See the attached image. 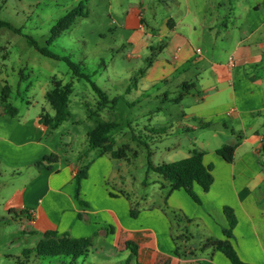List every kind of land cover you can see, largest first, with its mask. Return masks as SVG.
Listing matches in <instances>:
<instances>
[{"label": "crops", "instance_id": "0c3cea01", "mask_svg": "<svg viewBox=\"0 0 264 264\" xmlns=\"http://www.w3.org/2000/svg\"><path fill=\"white\" fill-rule=\"evenodd\" d=\"M237 1L236 5L231 4L234 11L216 19L209 18L211 7L205 0H185V14L167 17L157 34L167 41L163 38L161 45L151 46L155 52L151 65L163 70L164 76L173 75L187 63L193 66V76L179 78L177 85L185 91L175 98L179 105L186 97L192 102L175 120L193 131V149H203V163L212 167L214 181L210 189L205 191L199 184L194 185L201 204L183 188L170 190L162 176L156 181L158 189L142 197L143 205L137 203L138 216L131 217L130 202L120 191L125 189L117 183L114 188L111 180L117 158L105 153L96 155L87 178L82 180L80 199L89 206L82 205L76 198L75 174L83 157L78 152L75 157L69 151L71 148L62 151L54 144V135L64 123L55 130L41 123L43 111L54 115L48 106H43L41 112L27 108L24 113L16 107V115L6 114L2 88L0 221L19 222L25 234L33 238L34 246L48 230L72 237L93 236L94 240L97 232L106 228L105 233L101 231L102 238L117 248L118 242L124 244L119 249L127 259L131 251L126 242L136 244L137 255L129 263L231 264L222 251L200 250L210 238L227 239L224 229L229 223L224 206L228 205L238 219L231 243L242 260L264 264L263 0ZM177 3L178 7L182 5ZM222 25L224 31L220 30ZM181 30H187V34ZM237 32L231 42L220 44ZM192 35L198 42L192 40ZM48 90L45 89L44 96ZM163 94L168 101L169 91L164 89ZM170 125V121H161L159 127ZM225 144H237L233 163L216 152ZM64 147L68 148L67 143ZM180 147L182 143L173 145L175 149ZM193 149L187 150L185 156ZM51 154L58 156L56 161L35 164ZM69 260L57 261L64 264Z\"/></svg>", "mask_w": 264, "mask_h": 264}, {"label": "rangeland", "instance_id": "374dc122", "mask_svg": "<svg viewBox=\"0 0 264 264\" xmlns=\"http://www.w3.org/2000/svg\"><path fill=\"white\" fill-rule=\"evenodd\" d=\"M205 1L211 7L208 8L209 18L216 19L230 13L233 10L231 4L236 5L238 2ZM81 2L85 5L86 15L79 16L69 29L49 44L53 25ZM177 2H182V5L178 7ZM184 2L2 0L0 20L11 22L20 33L0 27V93L8 83L13 106L22 113L27 108L41 112L43 106L51 107L44 91L53 87V81L72 82L69 103L71 115L55 133L54 144L63 148L62 151L71 148L69 151L74 152L75 157L78 152L85 164L99 153L96 149L87 150L88 132L103 121L118 123L110 136L115 139L117 148H126L127 155L114 160L111 180L114 188L117 183L125 189L120 191L135 210H138L137 203L143 205V196L151 195L158 189L156 181L162 178V175L149 168V162L158 165L171 159L180 160L186 157L187 150L193 149V131L186 130L175 120L181 111H187L186 106L192 102L190 97H186L179 105L175 98L185 91L181 85H177L179 78L193 76V66L187 63L173 75L164 76L163 70L151 65L155 53L151 46L161 45L160 41L164 38H159L158 32L167 17L185 14ZM261 11L264 13V0ZM153 30L156 33H152ZM220 30H225L223 25ZM181 32L187 34V30ZM237 34H229V39L220 44H228ZM28 37L37 41L40 47H47L52 53L67 57L77 64L107 94L109 101L106 105L100 106L103 101L88 79L77 77L66 60H57L40 53L29 43ZM192 40L198 42L195 35H192ZM164 41H167L166 38ZM164 89L169 91L168 101L165 100ZM161 121H170L171 125L162 129L159 127ZM66 143L68 148L64 147ZM176 143H182L183 147L173 148ZM170 147L172 150L169 152ZM101 231L94 239L89 255L80 258L78 264H126L127 256L119 249L124 244L118 242L117 248L102 238ZM32 239L21 229L19 222L0 221V264H60L57 260L68 259L57 256L34 257L26 261L22 251L34 247ZM103 247L106 249L102 250ZM129 264H136V261Z\"/></svg>", "mask_w": 264, "mask_h": 264}, {"label": "trees", "instance_id": "16d2710c", "mask_svg": "<svg viewBox=\"0 0 264 264\" xmlns=\"http://www.w3.org/2000/svg\"><path fill=\"white\" fill-rule=\"evenodd\" d=\"M2 0H0V10L2 9ZM86 15L85 5L81 2L77 7L71 9L51 28V36L48 43H52L58 38L63 32L69 29L79 16ZM0 27H7L8 29L20 33V30L13 26L11 22L0 20ZM28 41L31 45L35 46L40 53L45 56L57 59L66 60L72 67L77 77H83L88 79L93 86V89L98 93L103 104L109 101V98L103 90H101L97 84H95L89 75L82 72V69L70 61L67 57L60 56L52 53L47 47H40L33 38L28 37ZM73 91V83H63L61 80L53 81V87L46 92V99L51 108L54 110V115H50L43 111L41 113L40 121L46 125L50 130L57 129L62 123L67 121L71 115L69 110L70 96ZM10 98V86L6 84L2 90V103L5 108V112L8 115H16L18 110L9 102ZM118 126V123L113 121L100 122L94 129L90 130L87 134L88 140V151L98 150L99 155L109 153L112 158H124L126 157L125 147H116V141L110 136V132ZM238 138H241L239 134ZM237 144H225L218 148L216 152L221 155L227 162L233 163L235 160V152ZM205 151L203 149L194 148L188 157L172 162H163L162 164L154 165L151 161L149 162V168L154 170L158 174L162 175L169 183L170 190L174 189H185L186 192L199 204H201V198L194 190L195 183L199 184L205 191H208L213 184L214 178L211 172V166H205L203 158ZM58 156L51 154L45 156L35 164L37 166L44 165L45 162H54ZM93 161V160H92ZM92 161L82 164L75 174L76 181V198L81 202L82 205L89 206L87 202L80 199L82 180L87 178L89 167ZM165 209H168L167 207ZM224 213L227 217L229 227L224 229V234L227 239H208L204 244L201 245L200 250L207 248H213L214 250L222 251L231 261V264H252L241 259L237 250L230 241L233 237V230L237 225L238 219L232 207L225 205ZM130 215L133 218L138 216V211L131 208ZM80 217L83 218V214L80 213ZM84 219V218H83ZM104 233L107 231L106 228L101 229ZM97 232L96 235H98ZM93 236L85 237H72L69 233L58 234L55 230H48L45 232L44 237L34 246L25 248L22 251V255L26 261H29L32 256L35 257H67L70 258L68 262L64 264H77V260L80 258H86L90 253V247L93 245ZM127 248L131 251V256L137 255L136 244L131 240L126 242ZM180 247H177L176 252L178 253ZM130 258L127 259L126 264L130 262ZM25 264V263H24ZM168 264V263H165Z\"/></svg>", "mask_w": 264, "mask_h": 264}, {"label": "built area", "instance_id": "2783aa9c", "mask_svg": "<svg viewBox=\"0 0 264 264\" xmlns=\"http://www.w3.org/2000/svg\"><path fill=\"white\" fill-rule=\"evenodd\" d=\"M31 219L33 220V217H31Z\"/></svg>", "mask_w": 264, "mask_h": 264}]
</instances>
